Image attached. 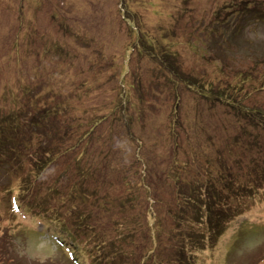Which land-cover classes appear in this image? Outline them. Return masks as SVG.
Masks as SVG:
<instances>
[{
  "label": "rangeland",
  "instance_id": "rangeland-1",
  "mask_svg": "<svg viewBox=\"0 0 264 264\" xmlns=\"http://www.w3.org/2000/svg\"><path fill=\"white\" fill-rule=\"evenodd\" d=\"M23 86L42 107L58 108L49 122L62 138L53 144L67 150L41 184L60 195L71 186L61 181L66 165L112 166L98 193L123 218L137 219L140 253L156 236L164 258L177 250L175 236H187V224L193 230L212 184L217 204L218 190L229 209H243L203 250L192 248L195 263L264 264V188L239 200L216 183L220 157L230 164L229 184H247V174L251 182L263 178L264 125L252 111L264 114V0H0V109L27 111ZM216 90L236 108L213 100L224 97ZM1 184L0 264H72L33 220L35 201L22 199L25 216L14 207L13 179L4 175ZM139 187L148 193H135ZM98 202L105 201L91 195L87 211ZM242 222L254 223L256 234H242ZM206 225L198 226L210 238Z\"/></svg>",
  "mask_w": 264,
  "mask_h": 264
},
{
  "label": "trees",
  "instance_id": "trees-1",
  "mask_svg": "<svg viewBox=\"0 0 264 264\" xmlns=\"http://www.w3.org/2000/svg\"><path fill=\"white\" fill-rule=\"evenodd\" d=\"M251 49L256 50V47ZM251 54L252 56L255 55L254 52ZM160 60L167 64L165 57L160 58ZM253 61L255 65L263 63L259 60V57L256 59L255 56ZM170 65L169 71L174 76L173 64L170 63ZM249 75L244 74L246 77ZM182 79L184 81L182 82L188 88H191L192 79L187 76H182ZM242 82L245 81L242 79ZM203 84L201 83V86ZM220 91L216 90L215 93L219 92L224 97H213V100L226 103V105L235 109L236 105L232 104L233 99L227 97V92ZM19 92L25 93L28 98L29 109L27 111L20 109L5 111L3 110L4 103L0 109V177L3 178L6 175L8 182L13 179L12 186L18 187V194L16 192L13 195L15 209H18L19 212L21 209L24 214L30 210L33 214H31L33 220L35 218L44 228L48 229L49 240L72 264H83L81 262L82 258H89L92 264H196L193 250L197 252L199 248L203 250V244L206 240H216L223 233L226 223L229 222L228 220L232 219L233 216L241 215L243 208L229 209V204L224 203L227 200L226 197H224L223 192L218 190L219 204H217L215 202L217 197L210 193L212 184L207 185L205 199L201 200L204 206L200 209L198 215H195L196 224L193 230L187 224V229L183 228L187 236L180 239L175 236V245L177 250L180 251H173L172 256H169V258L162 257L158 253L159 249L155 250L156 245H159L155 236L145 240L147 244L152 246L151 251L147 252L144 248L140 253L141 241L134 238L132 230L138 224L137 219L132 217L123 218L122 213L124 211L118 212L112 207L113 203L107 198L108 194H105L104 191L98 193L99 188L109 184L107 180L109 179V172L113 168L112 166L101 169L83 165L85 163L74 164L69 168L66 165L60 172V175L63 176L61 181L71 182V186L64 187L60 195H57V190L52 187V184H41L39 180L41 174L56 168L58 159L67 155V150L63 152L62 146L53 144V139L58 140L62 136L56 134L61 133V131L58 128L54 130L55 123L51 124L49 121L52 117L53 120H57L59 111L56 110L58 108L51 111L49 108L47 109V106L42 107L43 100L38 98L27 86H23L22 89H19ZM203 95L205 96V94ZM1 100H6V97L1 98ZM255 111L260 117L258 119L260 124L264 125V114L261 110H254L252 114ZM36 115H40L43 121H37ZM249 116H251L250 113ZM76 147L77 145H72L69 153L73 152ZM222 158L219 159L221 176L219 180H216L217 184H222L221 191L225 190L227 193H231L230 191L234 190L232 195L235 199L240 200L247 195H250L251 198L252 195L257 194L260 189L264 188V174L262 179L257 178L253 182H251L248 174L242 176L244 179H248L247 184L242 182L229 184L231 181L227 182L225 178L228 174H232L230 164H224ZM23 159H25V165L22 163ZM26 165L29 168L25 169ZM252 171H254V168H252ZM33 172L35 174L31 176ZM235 177L239 178L241 176ZM137 179L131 184V189L139 184L140 181H136ZM3 185L1 184L0 187ZM7 191L9 196L14 193L12 188ZM135 191V193L139 191L144 194L148 193V190L144 192L140 187L136 188ZM247 192L250 194H246ZM90 194L95 198L103 199L105 202H98L95 210L87 211L86 203L90 200ZM27 195L26 204H30V198L33 199L35 210H28L27 207L22 206V199H25ZM224 205H226L225 210L223 209ZM203 222L204 226L207 223L210 230H212L210 238H207L198 226ZM253 224L242 222L240 226L242 234H256L253 231ZM195 226L199 228V232L195 230ZM248 227L251 231L246 230ZM148 255H150V259L145 260L144 258H147Z\"/></svg>",
  "mask_w": 264,
  "mask_h": 264
}]
</instances>
